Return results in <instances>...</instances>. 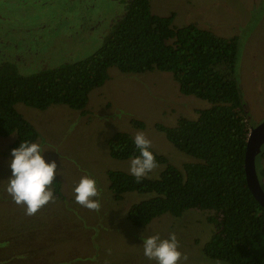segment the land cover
Masks as SVG:
<instances>
[{
    "label": "rangeland",
    "instance_id": "1",
    "mask_svg": "<svg viewBox=\"0 0 264 264\" xmlns=\"http://www.w3.org/2000/svg\"><path fill=\"white\" fill-rule=\"evenodd\" d=\"M126 1V0H125ZM156 14L175 13L174 23L196 22L215 33L238 38L235 75L249 126L264 119V0H150ZM121 0H0V63H15L24 74L85 58L103 43L115 19L125 11ZM109 78L89 93L87 113L66 104L37 109L22 102L17 111L38 131L48 161L55 160L61 193L33 215L6 193L10 145L16 133L0 136V264H156L143 255L141 233L166 238L175 233L187 259L180 264H229L203 252L216 224L208 210L191 208L180 216L163 213L145 226L134 225L128 210L153 193L125 192L116 200L109 170L129 173L128 159L110 155L108 139L117 131L137 132L151 147L182 168L196 161L177 149L155 127L174 126L180 116L194 118L208 102L179 90L171 72L154 69L127 73L112 66ZM141 121L145 127L137 126ZM165 164L146 176L158 178ZM95 178L100 209L75 202L73 188L82 175ZM258 173L264 189V178ZM54 192V186L51 185ZM69 218V219H68Z\"/></svg>",
    "mask_w": 264,
    "mask_h": 264
},
{
    "label": "trees",
    "instance_id": "2",
    "mask_svg": "<svg viewBox=\"0 0 264 264\" xmlns=\"http://www.w3.org/2000/svg\"><path fill=\"white\" fill-rule=\"evenodd\" d=\"M121 1L126 2L124 13L91 55L31 74L13 62L0 63V136L16 133L10 149L38 139L36 128L15 108L18 102L37 109L66 104L86 114L89 93L105 83L112 66L127 73L171 72L181 93L209 105L194 118L180 116L174 126L157 122L155 127L196 161L179 168L151 147L157 164L166 165L160 177L137 182L128 172L109 170L110 190L116 200L125 192L154 194L130 206L128 218L137 226L167 212L180 216L191 208L208 210L216 229L203 246L206 256L229 264H264V207L247 185L244 166L250 126L235 75L238 38L196 22L176 25L174 12L156 14L150 0ZM108 146L117 159L139 154L125 131L109 137ZM52 185L60 195V182L54 178Z\"/></svg>",
    "mask_w": 264,
    "mask_h": 264
},
{
    "label": "clouds",
    "instance_id": "3",
    "mask_svg": "<svg viewBox=\"0 0 264 264\" xmlns=\"http://www.w3.org/2000/svg\"><path fill=\"white\" fill-rule=\"evenodd\" d=\"M133 143L139 154L130 157L129 173L139 182L153 168L157 161L151 151V140L144 132H137ZM41 143L23 140L10 152V175L5 191L17 205L25 206V213L33 215L54 196L51 188L54 177L59 174L55 160L48 161ZM75 202L89 210H99L101 205L97 198L99 188L92 176L85 174L73 188ZM143 255L156 264H180L187 259L179 249L175 233L161 238L159 234L145 236L141 233Z\"/></svg>",
    "mask_w": 264,
    "mask_h": 264
},
{
    "label": "water",
    "instance_id": "4",
    "mask_svg": "<svg viewBox=\"0 0 264 264\" xmlns=\"http://www.w3.org/2000/svg\"><path fill=\"white\" fill-rule=\"evenodd\" d=\"M264 142V119L249 130L244 158L246 181L256 200L264 207V189L256 169V155Z\"/></svg>",
    "mask_w": 264,
    "mask_h": 264
},
{
    "label": "flooded vegetation",
    "instance_id": "5",
    "mask_svg": "<svg viewBox=\"0 0 264 264\" xmlns=\"http://www.w3.org/2000/svg\"><path fill=\"white\" fill-rule=\"evenodd\" d=\"M252 127L250 126V129ZM256 169H257V173L259 174L261 173L262 174L261 176L264 178V143L259 147L257 155H256Z\"/></svg>",
    "mask_w": 264,
    "mask_h": 264
},
{
    "label": "crops",
    "instance_id": "6",
    "mask_svg": "<svg viewBox=\"0 0 264 264\" xmlns=\"http://www.w3.org/2000/svg\"><path fill=\"white\" fill-rule=\"evenodd\" d=\"M69 219V218H68Z\"/></svg>",
    "mask_w": 264,
    "mask_h": 264
}]
</instances>
